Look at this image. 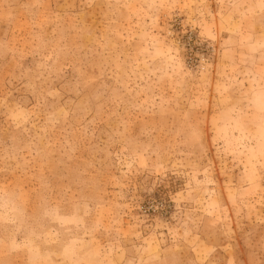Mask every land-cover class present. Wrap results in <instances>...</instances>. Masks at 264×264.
<instances>
[{
    "label": "rangeland",
    "instance_id": "obj_1",
    "mask_svg": "<svg viewBox=\"0 0 264 264\" xmlns=\"http://www.w3.org/2000/svg\"><path fill=\"white\" fill-rule=\"evenodd\" d=\"M0 264H264V0H0Z\"/></svg>",
    "mask_w": 264,
    "mask_h": 264
}]
</instances>
